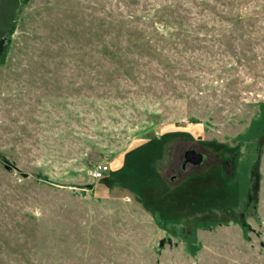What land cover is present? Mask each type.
<instances>
[{
	"label": "rangeland",
	"instance_id": "1",
	"mask_svg": "<svg viewBox=\"0 0 264 264\" xmlns=\"http://www.w3.org/2000/svg\"><path fill=\"white\" fill-rule=\"evenodd\" d=\"M15 21L0 264H264V0H24ZM151 136L160 183L92 176ZM199 174L191 208L165 199Z\"/></svg>",
	"mask_w": 264,
	"mask_h": 264
},
{
	"label": "trees",
	"instance_id": "2",
	"mask_svg": "<svg viewBox=\"0 0 264 264\" xmlns=\"http://www.w3.org/2000/svg\"><path fill=\"white\" fill-rule=\"evenodd\" d=\"M24 0H21V4L23 3ZM15 25H16V21L14 22L10 33H9V38L11 36V34L13 33L14 29H15ZM8 44L5 46V50L3 52L2 55H4L8 49ZM1 55V56H2ZM158 140H157V136H151L149 138H146L145 141L141 142L138 145H135L134 147H131V149H129V151L127 152L126 155H124V157L122 156V160L123 163L121 164V166L119 167H113L110 168L105 172L104 177H102L103 179L105 178V181L107 182H111V180H118L122 178V171H123V167H126V173L130 174L128 172V166H131L130 164H141V163H145L146 167H147V174L148 176L154 174V177L157 178L158 182H159V175L149 166V157L151 155H153L156 152V149L158 147ZM152 151V152H151ZM233 174L231 176H226L225 174H223L222 171V167L219 165L213 166L214 168L217 169L218 171V177L220 178V180H222V184H226L227 181H229L233 176H235V165H236V159H237V151L233 152ZM122 169V170H121ZM207 174H199V175H193L191 176V178H187L185 184L179 189L178 194H170V195H166L165 199H168V196L173 197V201L170 202V204H172L173 206H178V205H183V203L181 201H187L188 202V207H190V205L197 203L202 197L205 196L204 194V188L206 187V185L208 184L207 181ZM126 176H123V178H125ZM160 183V182H159ZM226 186L220 187L219 189H224ZM208 188V186H207ZM144 195V194H143ZM145 199V197H144ZM165 199H161V201H164ZM145 202L147 203V200L145 199ZM171 206V205H170ZM172 206V207H173ZM175 208V207H173ZM176 209V208H175ZM161 212H164L163 209H160ZM180 211H186L188 209H178ZM169 217H164L163 219L167 220ZM202 221V220H200ZM204 221V220H203Z\"/></svg>",
	"mask_w": 264,
	"mask_h": 264
},
{
	"label": "water",
	"instance_id": "3",
	"mask_svg": "<svg viewBox=\"0 0 264 264\" xmlns=\"http://www.w3.org/2000/svg\"><path fill=\"white\" fill-rule=\"evenodd\" d=\"M21 5V0H0V56L5 50V46L10 43L9 33L16 20L17 9ZM203 155L194 149L186 150L184 162L200 164Z\"/></svg>",
	"mask_w": 264,
	"mask_h": 264
},
{
	"label": "built area",
	"instance_id": "4",
	"mask_svg": "<svg viewBox=\"0 0 264 264\" xmlns=\"http://www.w3.org/2000/svg\"><path fill=\"white\" fill-rule=\"evenodd\" d=\"M109 169V165L105 163H98L91 171L92 176L95 179H100L104 177L105 172Z\"/></svg>",
	"mask_w": 264,
	"mask_h": 264
},
{
	"label": "flooded vegetation",
	"instance_id": "5",
	"mask_svg": "<svg viewBox=\"0 0 264 264\" xmlns=\"http://www.w3.org/2000/svg\"><path fill=\"white\" fill-rule=\"evenodd\" d=\"M187 163H188V162H186V163L183 162V163H182V168H183V169L185 168V166H186ZM172 179H173V177H172Z\"/></svg>",
	"mask_w": 264,
	"mask_h": 264
}]
</instances>
